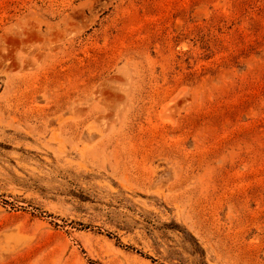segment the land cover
I'll use <instances>...</instances> for the list:
<instances>
[{
	"label": "rangeland",
	"instance_id": "obj_1",
	"mask_svg": "<svg viewBox=\"0 0 264 264\" xmlns=\"http://www.w3.org/2000/svg\"><path fill=\"white\" fill-rule=\"evenodd\" d=\"M0 264H264V0H0Z\"/></svg>",
	"mask_w": 264,
	"mask_h": 264
}]
</instances>
